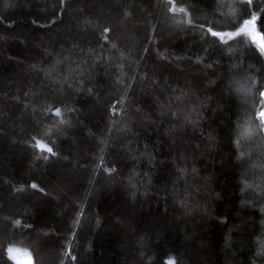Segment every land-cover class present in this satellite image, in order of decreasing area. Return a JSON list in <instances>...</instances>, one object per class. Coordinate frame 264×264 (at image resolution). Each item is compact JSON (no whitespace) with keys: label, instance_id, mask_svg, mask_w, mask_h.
Returning <instances> with one entry per match:
<instances>
[{"label":"trees","instance_id":"obj_1","mask_svg":"<svg viewBox=\"0 0 264 264\" xmlns=\"http://www.w3.org/2000/svg\"><path fill=\"white\" fill-rule=\"evenodd\" d=\"M166 2L0 0V264H264L260 42Z\"/></svg>","mask_w":264,"mask_h":264},{"label":"snow or ice","instance_id":"obj_2","mask_svg":"<svg viewBox=\"0 0 264 264\" xmlns=\"http://www.w3.org/2000/svg\"><path fill=\"white\" fill-rule=\"evenodd\" d=\"M59 3H60V5L63 6V5H65V0H59ZM241 7H242V9L248 10L247 16H244L241 13V16L238 18V20L242 19V24H239V26L232 25V27L234 28L233 31H223V30L218 31V30H214V27H210L207 29V31L211 35V37L218 38L221 43H227V41L231 40L232 38H239L242 35H247V36H251L252 39L255 41L256 40L255 32H256V26H257L256 22L258 20V17H257L256 12H250V9H258L260 12V15H261V14H264V8H262L258 3H256V0H243ZM165 8L169 11H175L176 9H175V5L173 3V0H167V2L165 4ZM179 11L181 13H184L185 16L188 15V13L185 12V9L183 7L179 8ZM125 15H127V13H125ZM248 17H250V18H248ZM186 22L191 23L190 20L186 21ZM109 32H110V29L108 27H104L102 30V38L106 37L107 39H110L111 37L107 35V34H109ZM226 38H227V40H226ZM111 47L115 48L116 45L113 43L111 45ZM260 56L264 57V46H260ZM243 90L244 89L242 87L237 88V91H243ZM247 91L250 94L251 88L247 89ZM259 97H260V107H259V110L256 112V118L260 122L259 131L264 133V90L259 91ZM120 102L123 103V98L121 99ZM55 114L57 116L60 115V109L59 108L56 109ZM61 123H65V121H61ZM250 123L251 122L249 121V124ZM251 131H252L251 128H245L243 135H249L251 133ZM101 143H104V141L102 140ZM35 147L44 151V152H48L51 155L55 154L51 148L47 147L40 140H36ZM45 159H47V157H45ZM104 171L105 172L111 171L114 173L116 170L105 168ZM31 187L33 189H37V184L33 183V184H31ZM38 190L43 192L42 188L38 189ZM15 223L19 224V221H15ZM169 264H171V261L169 262Z\"/></svg>","mask_w":264,"mask_h":264},{"label":"rangeland","instance_id":"obj_3","mask_svg":"<svg viewBox=\"0 0 264 264\" xmlns=\"http://www.w3.org/2000/svg\"><path fill=\"white\" fill-rule=\"evenodd\" d=\"M10 256H12L13 259L21 262L22 264H31V262H32L31 257L27 252L18 251V252H14Z\"/></svg>","mask_w":264,"mask_h":264},{"label":"clouds","instance_id":"obj_4","mask_svg":"<svg viewBox=\"0 0 264 264\" xmlns=\"http://www.w3.org/2000/svg\"><path fill=\"white\" fill-rule=\"evenodd\" d=\"M255 35H256V40L254 41L252 39L253 42L259 41L260 42V46H264V35H258L257 31L255 32ZM255 84H256V81L252 80V85L255 86Z\"/></svg>","mask_w":264,"mask_h":264},{"label":"water","instance_id":"obj_5","mask_svg":"<svg viewBox=\"0 0 264 264\" xmlns=\"http://www.w3.org/2000/svg\"><path fill=\"white\" fill-rule=\"evenodd\" d=\"M16 263H17V264H22V263H21V262H19V261H16Z\"/></svg>","mask_w":264,"mask_h":264}]
</instances>
